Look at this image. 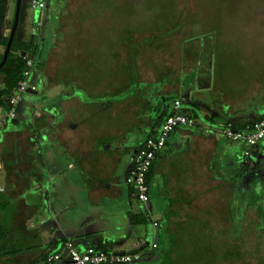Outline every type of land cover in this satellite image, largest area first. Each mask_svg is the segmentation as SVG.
<instances>
[{
    "label": "crops",
    "instance_id": "0c3cea01",
    "mask_svg": "<svg viewBox=\"0 0 264 264\" xmlns=\"http://www.w3.org/2000/svg\"><path fill=\"white\" fill-rule=\"evenodd\" d=\"M39 1L45 9L38 10L31 33L38 49L30 80L38 95L30 96L46 93L50 99L56 91L61 99L47 110H40L35 99H26L12 125L0 124V195L7 196V201L0 198V226L8 231L0 249L6 247L12 253L0 264H68V244L118 253L141 249V242L155 239L162 247L165 237L188 219L210 220L214 209L210 206L199 214L196 205L201 199L217 194L222 204L227 190L243 196L246 179H250L249 192L257 186L258 168L264 167V140L246 158L245 143H222L217 132L228 123L241 129L264 119V84H254L251 93L232 98L218 89L212 70L217 45L213 35L178 44L163 64L154 58L156 50L133 49L125 42L106 48L94 43L92 48L99 52L95 54L91 46L75 45V40L79 35L95 38V29L88 24L99 25L103 16H94L87 24L76 22L74 35H69L63 13L58 31L62 39L54 42L55 17L43 16L50 6L47 0ZM245 1L246 17L258 15L250 5L253 0ZM260 11L264 18V7ZM26 25L24 21L21 42L28 35ZM68 45L67 55L78 57L72 64L76 68L69 67L72 57L67 64L55 58L56 51L60 54ZM257 46L264 50V40ZM220 48L233 49L225 35L220 36ZM234 49L241 48L236 44ZM149 57L172 75L145 68ZM132 60L140 75L135 84L129 70ZM117 62L124 69L122 75L116 74ZM99 68L104 73L113 71L98 76ZM58 73L63 79L56 83ZM4 88L2 79L0 91ZM244 95L257 102L248 105L249 97ZM176 101L182 104L179 113L191 115L197 125L177 128L171 134L153 164L150 201L144 205L133 197L126 179L137 151L158 135ZM54 255L61 259L48 262Z\"/></svg>",
    "mask_w": 264,
    "mask_h": 264
},
{
    "label": "rangeland",
    "instance_id": "374dc122",
    "mask_svg": "<svg viewBox=\"0 0 264 264\" xmlns=\"http://www.w3.org/2000/svg\"><path fill=\"white\" fill-rule=\"evenodd\" d=\"M32 1L21 0L19 7L20 17L16 33H18L17 39H20L21 27H23L24 21L27 22L28 35L24 43L32 41L31 33L35 30L36 14L40 11L32 7ZM244 1L47 0L50 10L47 15L43 12V16H47V18L50 15L55 17L52 22L54 42L62 39L58 31L63 26L64 20L60 18L63 13L66 16L65 24L67 25V31L70 33L69 35L75 32L73 28L79 24H87L94 16H103L102 19L98 20L99 25H93L91 22L88 24L90 25L88 27L95 29L93 30L95 38H92L91 35H79L75 40V45L82 43L92 48L95 43L106 48L108 45L109 47H118L120 43L125 42L133 49L148 48L156 50L154 58L158 61V64H163L166 60L169 61V58H171L170 53L177 48L178 44L179 46L186 45L190 41L209 39L211 38L209 36L213 35L211 39L215 38L214 43L217 45L214 50L212 70L216 78L217 88H222V92L227 97L232 98L238 94L251 93L254 84H264V66L259 65V63H264L262 61L264 60V50L259 49L257 46L264 40V18H262V14L260 15V10L264 7V0H253L251 2L250 5L255 6V10L258 12V15L254 12L252 18L246 17L245 8L247 3ZM8 3V15H6V24L1 32L2 36L8 35L11 22L15 20L18 9V0H8ZM76 22L78 25H75ZM104 26L106 29L103 30ZM221 35L228 38L229 45L233 49L221 50ZM135 36L140 39H136ZM236 44L241 48L240 50L234 49ZM68 48H70V45L64 48L60 53L61 55L58 54L57 50L55 58H60L59 60L67 64V59L72 57L71 54L67 55ZM2 51L3 48H0L1 53ZM92 52L99 53L95 47L92 48ZM77 58L76 55L71 58L72 61L68 62L69 67H75L73 65H75ZM100 58L101 60L107 59L106 56ZM154 58H150L147 63L145 62V68L155 71L156 74L159 73V70L161 75L171 74V70H168V68L164 66L163 68L161 65L157 66ZM134 61H131L132 65H129V70L135 84L140 75L137 73L138 69L134 66ZM66 64L64 68L67 67ZM118 64L117 62L116 74L122 75L124 69L118 67ZM70 70L73 69L70 68ZM108 70L113 71V69ZM108 70L104 73L99 68L96 75L106 76ZM2 79L0 75V83ZM62 79V73H58L53 81L57 83ZM165 79L164 77L162 80ZM158 84L162 85L160 82ZM138 85H140L139 82ZM57 87L58 84H55L53 88ZM153 89L154 85L150 86L148 93L151 94ZM45 94L40 97L28 96L26 99H35L40 110H47L51 105L58 106L60 104L61 98H59L58 92L55 91L54 97L51 95L50 99L45 98ZM247 96L249 97L247 99L248 105L252 106L257 102L255 99L250 98V95ZM1 123L6 124L5 127L12 125V121L8 120V110L4 108L0 109ZM222 143L228 142L224 139ZM241 150L243 152L244 147H241ZM217 181L219 180L217 179ZM245 181L243 196L239 193L229 194L227 190L228 194L224 196L227 199L222 204L218 202L217 194H213L208 199H201L196 205L201 210L199 214L210 206L214 209L210 220L204 223L196 217L188 219L183 228L179 227L183 229V232L178 234L179 244H177L174 251L176 258L171 260L167 257L151 264H264V167L258 168L257 186L253 187L250 192L247 187L250 179ZM0 198L7 201L6 195H0ZM8 207L10 209V206ZM6 214L8 213L6 212ZM184 227L186 228L184 229ZM3 228L6 229L7 227ZM174 237L172 236V238ZM155 252L145 255L143 260L145 262L154 260L152 255ZM66 257L68 258V256Z\"/></svg>",
    "mask_w": 264,
    "mask_h": 264
},
{
    "label": "built area",
    "instance_id": "2783aa9c",
    "mask_svg": "<svg viewBox=\"0 0 264 264\" xmlns=\"http://www.w3.org/2000/svg\"><path fill=\"white\" fill-rule=\"evenodd\" d=\"M32 7L37 10H44L45 3L39 0L32 1ZM8 15V12H7ZM37 26L40 28L42 23L39 22ZM37 45V44H36ZM26 63V68L23 74L22 81L13 89L8 98V120L14 121L18 117L19 107L30 96L27 93L28 89L36 90L31 85L30 80L33 75L36 64V55H26L23 57ZM182 104L179 101L174 103V111L166 117L163 122L158 135L149 138L136 153L134 159V166L131 169L126 183L133 190V197L139 202L147 205L150 201V186L148 182L149 173L157 159L158 154L165 148L168 139L173 131L181 127H194L197 122L187 113H179ZM3 126V124H1ZM207 133L210 131L207 130ZM218 136L232 142H243L248 147L245 152V157L251 156L250 149L256 147L262 140H264V119L247 123L243 128L238 129L232 123H228L224 128L217 132ZM155 223L154 227L157 228ZM140 248H143L138 254L116 256L112 252L102 251L94 248L79 249L73 245H66L69 264H136L141 262L145 255H149L157 250L158 245L154 239L150 243L141 242ZM147 250V251H146ZM61 259L60 255H54L47 259L48 262H55Z\"/></svg>",
    "mask_w": 264,
    "mask_h": 264
},
{
    "label": "trees",
    "instance_id": "16d2710c",
    "mask_svg": "<svg viewBox=\"0 0 264 264\" xmlns=\"http://www.w3.org/2000/svg\"><path fill=\"white\" fill-rule=\"evenodd\" d=\"M8 6H9L8 0H0V48L1 49L3 48L2 53L0 52V65L4 61L5 56H7L6 63L0 69V75L3 78L5 84L4 90L0 91V108H5L6 110H9V106L7 104L8 98L10 97L13 89L23 79L26 63L22 54L27 53V55L35 56L37 55V49H38L34 37L32 38V41L30 43H24L21 42L19 39H17L18 33H16L10 52L7 54V47L10 41L14 20L11 22L8 35L2 36L1 32L6 24L5 20L8 12ZM152 172L153 171L151 169L148 176V182L150 176L152 175ZM180 228H178L174 234H168L165 237L162 247L158 245L157 251L155 252V254L152 255V257H154V260L152 262H139L136 264L156 263L162 260L163 258L165 259L167 257L171 260L176 258V256L174 255L175 253L174 251L177 248V244H179L178 234L179 232H183V229ZM185 228L186 227H184V229ZM7 236H8L7 229L0 226V242L5 240ZM172 236L175 237L172 238ZM6 255H12V253L8 252L6 247H3L2 249H0V260L6 257ZM224 258L226 257L224 256Z\"/></svg>",
    "mask_w": 264,
    "mask_h": 264
},
{
    "label": "water",
    "instance_id": "95a60500",
    "mask_svg": "<svg viewBox=\"0 0 264 264\" xmlns=\"http://www.w3.org/2000/svg\"><path fill=\"white\" fill-rule=\"evenodd\" d=\"M20 4H21V0H18V9L16 11V15H15V20H14V24H13V28H12V33H11V37H10V41H9V44H8V47H7V54L10 52V49H11V46H12V43L14 41V38H15V35H16V32H17V28H18V23H19V17H20V10H19V7H20ZM27 55V53H23L22 56L25 57ZM6 59H7V56H5L4 58V61L2 62V64L0 65V69L4 66V64L6 63ZM27 93L31 96H37L38 95V91L36 90H33V89H28L27 90ZM141 251H143V248L141 249H138V250H134V251H131V252H118V253H114V255L116 256H125V255H135V254H138L140 253ZM70 263V262H69ZM68 263V264H69Z\"/></svg>",
    "mask_w": 264,
    "mask_h": 264
}]
</instances>
